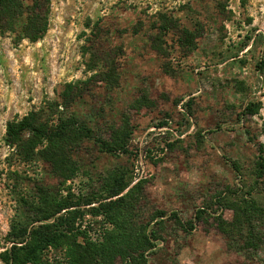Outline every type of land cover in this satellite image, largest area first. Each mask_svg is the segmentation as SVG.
Masks as SVG:
<instances>
[{"label":"rangeland","instance_id":"1","mask_svg":"<svg viewBox=\"0 0 264 264\" xmlns=\"http://www.w3.org/2000/svg\"><path fill=\"white\" fill-rule=\"evenodd\" d=\"M87 49L95 60H114L113 89L93 76L99 65L88 70L96 61ZM67 83L82 97L51 118L74 110L104 138L110 121L122 119L130 138L115 154L84 142L75 155L80 172L62 181L43 161H24L4 137L8 122L59 103ZM248 103L256 113L244 110ZM263 157L264 0H50L38 41L0 33V253L38 188L90 194L117 171L130 186L138 182L135 218L166 213L156 226L164 240L147 264H264V218L253 222L262 238L255 250H238L242 241L217 229L218 220L234 219L236 196L264 209V175L255 169ZM80 219L81 231L112 228L102 215ZM64 251L48 248L44 257Z\"/></svg>","mask_w":264,"mask_h":264},{"label":"trees","instance_id":"2","mask_svg":"<svg viewBox=\"0 0 264 264\" xmlns=\"http://www.w3.org/2000/svg\"><path fill=\"white\" fill-rule=\"evenodd\" d=\"M49 6L50 0H0V33L38 41L48 27ZM184 33L189 34L187 30ZM93 52L85 51L91 60L96 59ZM95 61L96 64L87 65L88 70L99 65L101 70L93 76L98 75L99 81L113 89L119 80L114 60L99 58ZM73 85L65 84L58 95L60 102L48 105L47 112L45 109L31 111L19 120L8 122L4 137L5 143L15 146L24 161L35 158L43 161L62 181L71 180L80 172V158L76 159L75 155L84 142L95 144L101 152L115 154L126 152L130 138L128 123L122 119L110 121L109 134L104 138L95 134L94 125H90L91 117L80 118L74 110L68 114L60 112L56 120L51 118L57 114L58 105L67 109L76 98L82 97L81 93H74ZM244 110L256 113L250 103ZM259 159L255 164L257 177L264 175V157ZM137 183L130 186L123 174L111 171L103 177L99 191L90 194L76 195L68 190L66 196L57 197L50 187L38 188L37 203L34 200L24 202L28 216L13 225L8 233L10 246L0 253L1 263L147 264L148 256L164 240V228L156 226L163 223L166 213L154 212L146 221L135 218L136 199L132 198V193ZM230 207L235 217L232 221L218 220V231L228 241L240 239L242 244L236 247L238 250L257 249L262 238L255 231L253 222L264 218L263 207L252 198L237 196L230 202ZM86 211L93 216L102 215L103 223L112 228L81 231L78 224L82 223L80 217ZM189 227V230L193 229L191 224ZM227 246L232 247L230 243ZM59 247L65 248L63 258L44 257L48 248Z\"/></svg>","mask_w":264,"mask_h":264}]
</instances>
